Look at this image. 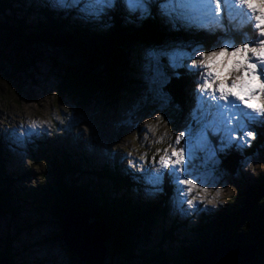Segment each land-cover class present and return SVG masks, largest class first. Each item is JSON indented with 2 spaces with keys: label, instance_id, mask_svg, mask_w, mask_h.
Listing matches in <instances>:
<instances>
[{
  "label": "rangeland",
  "instance_id": "1",
  "mask_svg": "<svg viewBox=\"0 0 264 264\" xmlns=\"http://www.w3.org/2000/svg\"><path fill=\"white\" fill-rule=\"evenodd\" d=\"M197 1L164 0V3L171 6L162 11L160 4L155 9L156 18L169 31L175 29L173 24L179 28L205 29L206 24L218 27L224 22L234 29L250 25L258 36L255 13L236 4L234 0H221L222 10L218 15L210 14L204 4ZM39 3L55 12H66L64 17L69 23L94 21L98 25L97 31L106 30L107 25L99 24L102 15L96 18L86 16L87 12L98 7L95 4L74 3V0H64L62 4L57 3V0H12L11 5L17 12V18L29 22L37 17L26 14V9L37 7ZM113 8L115 11L117 9L116 13L121 9L140 13L139 6L135 4H117ZM257 36L253 40L243 39V42L254 41ZM234 44L225 34L219 39V46L230 48ZM198 48L200 46L193 44V41H175L169 36L156 47L143 44L129 47L126 51L128 66L123 77L126 86L117 100L111 104L104 95L96 93L90 97L86 107L79 108L68 96L58 99L56 86L62 71L61 66H55L49 53L40 48L30 50L26 55V63L30 66L23 72L11 75L15 46L12 43H0V138L3 143L12 145L8 149L9 156L4 166L12 177L13 172L15 176L24 171L28 173L22 181L14 177L12 190L35 191L34 195L37 196L22 203V208L15 216H0V253L7 254L9 264H85L68 252L59 237L61 231L57 220L44 208L49 200L50 188L54 189L52 158L59 160L60 155L65 154L72 163L82 160V170L116 165L117 169L140 172L144 179H139L143 184L142 191L154 195L156 188L146 187L145 183L148 181L150 185H157L162 176L152 170L151 158L157 149L160 150L159 155L164 154V149L170 154L169 145L174 143L178 131L191 122L190 113L193 108L197 111V119L211 127L207 133L208 143L199 144L195 139L189 143L192 155L188 161V171L193 182H198L197 187L191 192L182 191L184 186L170 181L177 188V193L168 200L167 212L177 220V240L159 243L162 238L159 231L166 229L164 227H167L168 221L156 219L157 224L148 233L139 231L135 250L160 251L166 256L173 255L178 246L187 244L190 238L189 227L197 223L199 218L228 202L236 204L246 186L263 177L264 149L253 154H249V149L258 138L255 126L264 127V113H253L229 97V108L235 105L240 120L238 124L227 125L226 115H222V109L217 107V103L223 105L225 102L213 101L210 96L201 99L198 95L197 82L202 83L203 70L190 69L188 66L190 57ZM147 49L170 50L169 56L160 60L161 74L154 77L155 83L151 90L146 87L141 71L146 62L144 54ZM251 59L258 64L257 75L264 82V72L260 71L258 61L254 57ZM178 70L191 77L183 84L180 105L165 89L169 77L178 75ZM253 86L256 87L255 84ZM261 99L264 100V93ZM253 103H261V100ZM157 113L162 117L161 120L155 119ZM197 127L199 125L193 122L194 133ZM231 129H236L234 134ZM245 131H251L253 135H243ZM213 138L218 139L217 146L222 150L233 149L241 156L235 175L221 165L218 156L223 151L218 150L212 142ZM39 140L45 141L42 147L37 145ZM245 154L247 156H243ZM141 155L145 156V160L140 162L139 168L129 165V159L138 161ZM89 179L95 181L94 186L100 183L90 174L74 175L71 181L76 186L85 183L89 185ZM66 184L72 183L66 180ZM94 186L91 184L89 188ZM201 188L207 191H200ZM217 189H220L219 193ZM115 193L110 192L112 197L119 196ZM189 199H193L192 207L187 204ZM210 199L215 201V205L207 203ZM34 207H40V210ZM181 223H185L186 227H181L184 225ZM115 263V260L112 261V264Z\"/></svg>",
  "mask_w": 264,
  "mask_h": 264
},
{
  "label": "trees",
  "instance_id": "2",
  "mask_svg": "<svg viewBox=\"0 0 264 264\" xmlns=\"http://www.w3.org/2000/svg\"><path fill=\"white\" fill-rule=\"evenodd\" d=\"M11 2L0 0V43H12L15 46L10 74L15 75L27 69L30 65L26 63V55L34 48H40L50 54L56 61L54 64L63 66L56 86L58 99L68 96L79 108L86 107L90 97L96 93L104 95L111 104L117 100L126 86L123 77L128 66L126 51L129 47L137 44L156 47L169 36L175 41H193V44L208 50L218 47L219 39L224 34L235 44L243 42V39L253 40L257 36L250 25L234 29L224 22L218 27L209 24H206L205 29L175 26L174 30L169 31L158 22L156 5H153L150 15L140 19L139 12L121 9L116 13L117 9L115 11L113 8L115 4L102 15L99 24L107 25L104 31H97L98 25L94 21L69 23L64 17L66 12H55L40 3L37 7L26 9V14L37 17L28 22L16 17L17 12ZM161 5L162 11L171 6L164 2ZM177 72L178 75L169 77L165 89L180 105L183 84L191 77L186 76L187 73H180V70ZM169 85H173L172 88ZM180 115L183 116L182 113ZM255 130L258 138L250 147L249 154L264 149V127L256 125ZM37 142L39 147L45 143L43 140ZM212 142L218 150H222L217 146V138H213ZM11 146V143H3L0 138V216L10 217L16 215L22 203L37 197L35 191L12 190L14 177L22 181L28 173L24 171L15 176L13 172L12 177L6 172L4 162L8 159ZM222 151L218 156L221 165L235 175L241 156L233 149ZM80 164L82 160L72 163L65 154L60 155L59 160L56 157L51 159L54 189L50 188L49 200L44 208L57 220L60 231L63 216L70 212L86 211L91 220L106 224L109 229L107 264H112L114 260L115 264H192L209 248L229 242L255 246L254 258L243 264H264V175L246 186L236 204L228 202L199 218L197 223L189 227L187 244L178 246L173 255L166 256L160 251L135 250V244L140 237L139 231L148 233L157 224L156 219L168 221L167 227H164L166 229L159 231L162 237L159 243L176 242L177 220L167 212L168 200L177 193L170 177L162 176L157 185H150L147 181L146 187L156 188L154 195H148L142 191L143 184L139 179L143 177L140 172L117 169L116 165L82 170ZM86 174L93 176L100 185L94 186L95 181L89 179V185L94 186L90 189L87 183L76 186L71 181L74 175ZM66 180L72 184L67 185ZM111 191L119 196L112 197ZM36 208L40 210V207ZM181 224H184L181 227H186L185 223ZM0 256L8 258L6 253H0Z\"/></svg>",
  "mask_w": 264,
  "mask_h": 264
},
{
  "label": "snow or ice",
  "instance_id": "3",
  "mask_svg": "<svg viewBox=\"0 0 264 264\" xmlns=\"http://www.w3.org/2000/svg\"><path fill=\"white\" fill-rule=\"evenodd\" d=\"M63 2L64 0H57V3L62 4ZM81 2L98 6L86 13V16L93 18L106 14L108 9L115 4H135L139 6L141 13L139 18L143 19L145 15L151 14L153 5L159 7L164 0H74V3ZM234 2L246 7L249 12L255 13V28L258 30L257 38L251 42L234 44L230 48L223 45L208 50L198 48L190 57L188 65L190 69L203 70L202 83L197 82L200 98L210 96L213 101L225 102L223 105L217 103V107L222 109V115H226V123L229 126L238 124L240 120L239 113L235 111V105L229 108V97L239 101L241 105L246 109H250L253 113H264V100L261 99V94L264 93V82H261L260 77L257 75L258 64L252 62L251 59L254 57L260 65V71L264 72V0H234ZM202 3L210 14L215 13L218 15L221 13V0H202ZM161 14L163 15V13ZM173 27H175V24H173ZM169 53V49H147L145 51L144 59L146 62L142 65L141 71L149 90L155 83L154 77L161 74V58L169 56ZM221 57H223L222 60L219 59ZM257 100H261V103H253ZM190 115L191 122L184 129L178 131L174 143L169 145L171 148L170 154L167 149H164V154L159 155L160 150L157 149V152L151 158L152 170L155 173L161 176L168 175L176 184L184 186L182 191L186 190L187 192H191L193 188H196L198 183L193 182L191 173L188 171V161L192 155L189 143L193 139L199 144L208 143L207 133L211 127L210 124L197 119L195 108H193ZM245 115H248V113H245ZM155 119L161 120L162 117L157 113ZM193 122L199 125L195 133L193 132ZM231 130L233 134L236 131V129ZM243 135L251 137L253 133L245 131ZM130 155L131 153H129ZM157 155L159 156L158 159L156 158ZM144 160L145 156L141 155L138 161L129 159L128 163L130 166L139 168L140 162ZM200 191H207V189L201 188ZM219 191L220 189H217V193ZM193 199L187 200L189 207L193 206ZM207 203L215 205V201L211 199Z\"/></svg>",
  "mask_w": 264,
  "mask_h": 264
},
{
  "label": "water",
  "instance_id": "4",
  "mask_svg": "<svg viewBox=\"0 0 264 264\" xmlns=\"http://www.w3.org/2000/svg\"><path fill=\"white\" fill-rule=\"evenodd\" d=\"M55 66H61L62 71V64ZM88 219L91 220L86 211L65 214L59 237L68 252L77 256L79 261L85 264H106L108 226L99 220H91L89 223ZM255 254V246L229 242L209 248L192 264H243L254 258ZM0 264H9V259L0 256Z\"/></svg>",
  "mask_w": 264,
  "mask_h": 264
},
{
  "label": "bare ground",
  "instance_id": "5",
  "mask_svg": "<svg viewBox=\"0 0 264 264\" xmlns=\"http://www.w3.org/2000/svg\"><path fill=\"white\" fill-rule=\"evenodd\" d=\"M193 1L195 2V0H193ZM197 2H198V3H199V2H202V0H199V1H197ZM194 7H195V6H194ZM194 7H193V8H194ZM193 8H192V9H193Z\"/></svg>",
  "mask_w": 264,
  "mask_h": 264
}]
</instances>
